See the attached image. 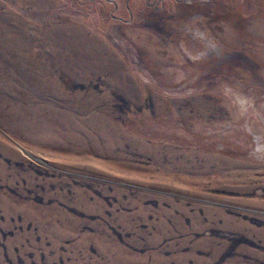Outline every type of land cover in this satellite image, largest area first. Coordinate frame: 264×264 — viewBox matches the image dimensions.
Returning <instances> with one entry per match:
<instances>
[{"label":"rangeland","instance_id":"1","mask_svg":"<svg viewBox=\"0 0 264 264\" xmlns=\"http://www.w3.org/2000/svg\"><path fill=\"white\" fill-rule=\"evenodd\" d=\"M264 0H0V264H264Z\"/></svg>","mask_w":264,"mask_h":264},{"label":"clouds","instance_id":"2","mask_svg":"<svg viewBox=\"0 0 264 264\" xmlns=\"http://www.w3.org/2000/svg\"><path fill=\"white\" fill-rule=\"evenodd\" d=\"M254 140L256 143L252 155L258 160H264V136L255 135Z\"/></svg>","mask_w":264,"mask_h":264}]
</instances>
